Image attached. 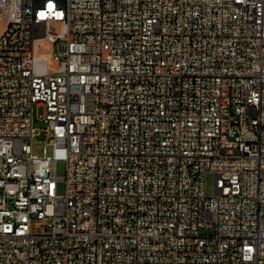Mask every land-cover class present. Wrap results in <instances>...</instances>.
<instances>
[{"label": "built area", "instance_id": "obj_1", "mask_svg": "<svg viewBox=\"0 0 264 264\" xmlns=\"http://www.w3.org/2000/svg\"><path fill=\"white\" fill-rule=\"evenodd\" d=\"M0 23V264H264V0H0Z\"/></svg>", "mask_w": 264, "mask_h": 264}, {"label": "rangeland", "instance_id": "obj_2", "mask_svg": "<svg viewBox=\"0 0 264 264\" xmlns=\"http://www.w3.org/2000/svg\"><path fill=\"white\" fill-rule=\"evenodd\" d=\"M1 27V23H0ZM53 29V26L50 28ZM43 114L42 107H38L34 109V121L33 124L36 128L42 127L43 123L39 121L40 117ZM31 145V151L33 154L36 155H42L45 153H50V146H46V140L44 138V134L42 132H39V134L31 141H29ZM45 146V148H44ZM55 172L57 176H63L64 175V162L58 161L56 163ZM205 190L207 195H211L213 192V175L211 173H208L206 176V182H205Z\"/></svg>", "mask_w": 264, "mask_h": 264}]
</instances>
